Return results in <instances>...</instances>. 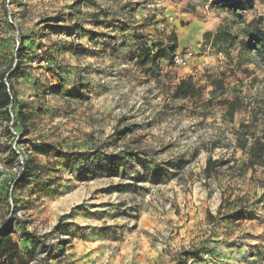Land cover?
Masks as SVG:
<instances>
[{
    "label": "rangeland",
    "instance_id": "374dc122",
    "mask_svg": "<svg viewBox=\"0 0 264 264\" xmlns=\"http://www.w3.org/2000/svg\"><path fill=\"white\" fill-rule=\"evenodd\" d=\"M236 1L264 19V0ZM186 3L0 0V72L19 65L14 117H0V224L29 264H264V167H244L234 134L250 112L224 117L234 89L264 96V81L236 83L202 44L231 12ZM172 32L187 66H141L144 44ZM220 76L226 92L211 94ZM187 77L195 93L172 98ZM251 129L264 135V118ZM209 157L223 164L206 176Z\"/></svg>",
    "mask_w": 264,
    "mask_h": 264
},
{
    "label": "trees",
    "instance_id": "16d2710c",
    "mask_svg": "<svg viewBox=\"0 0 264 264\" xmlns=\"http://www.w3.org/2000/svg\"><path fill=\"white\" fill-rule=\"evenodd\" d=\"M208 0H187L185 11H194L198 5H205ZM221 6L231 12L222 18L214 31L207 30L202 34V44H209L217 53H222L226 59V66L230 68L235 82L243 84L242 77L249 78L251 83L264 81L258 78L255 71L264 70V24L263 17L253 16L247 19L244 11L252 9L241 6L239 1H210L208 7ZM166 41L157 39L150 45L145 43L140 51L139 64L146 66L148 62L156 64L161 58L170 60L177 45L176 33L172 32L165 37ZM249 66H252L249 67ZM11 71L0 72V117L9 122L14 117L13 106L15 101L14 92L9 82L10 78L19 70V65L10 67ZM239 74L242 77H238ZM223 76L210 78L211 94H224L226 92ZM197 86L190 77L180 79L174 87L171 97L186 98L193 95ZM232 99L224 101L226 107L224 117L231 121L234 114L241 109H248L250 121L240 122L235 131L237 146L246 151L247 161L245 168L259 165L264 167V135L257 136L251 129L252 124L264 118V96L260 95L252 99L243 96L237 89ZM18 119H22V112H17ZM250 138V139H249ZM222 160L209 157L206 160L203 172L206 176L215 174ZM213 218L212 215H209ZM12 226L9 222L0 224V264H29V255H24L18 244L12 237ZM69 241L61 239L58 235V252L61 254L64 246Z\"/></svg>",
    "mask_w": 264,
    "mask_h": 264
},
{
    "label": "built area",
    "instance_id": "2783aa9c",
    "mask_svg": "<svg viewBox=\"0 0 264 264\" xmlns=\"http://www.w3.org/2000/svg\"><path fill=\"white\" fill-rule=\"evenodd\" d=\"M46 48V46H40L37 48V55L42 66L49 65ZM193 53L194 51L192 50V47H185L182 51L175 53L170 62L176 67H185L187 66L189 60L193 57ZM190 262L191 260L189 259L186 264H190Z\"/></svg>",
    "mask_w": 264,
    "mask_h": 264
},
{
    "label": "crops",
    "instance_id": "0c3cea01",
    "mask_svg": "<svg viewBox=\"0 0 264 264\" xmlns=\"http://www.w3.org/2000/svg\"><path fill=\"white\" fill-rule=\"evenodd\" d=\"M189 27H192V25H190ZM202 30H203V29H202ZM210 30H211V29H210ZM203 32H204V31H203ZM203 32H202V33H203ZM202 33H201V34H202ZM195 35H196V37H199L200 33H199V34H197V33H196ZM200 36H201V35H200ZM185 42H191V41H190V40H188V39H186V41H185ZM192 43H193V44H196V42H195V41H194V42L192 41Z\"/></svg>",
    "mask_w": 264,
    "mask_h": 264
}]
</instances>
